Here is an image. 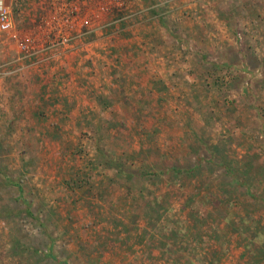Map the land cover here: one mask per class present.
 <instances>
[{
	"label": "rangeland",
	"instance_id": "1",
	"mask_svg": "<svg viewBox=\"0 0 264 264\" xmlns=\"http://www.w3.org/2000/svg\"><path fill=\"white\" fill-rule=\"evenodd\" d=\"M2 1L76 15L4 81L0 264H264V0Z\"/></svg>",
	"mask_w": 264,
	"mask_h": 264
},
{
	"label": "built area",
	"instance_id": "2",
	"mask_svg": "<svg viewBox=\"0 0 264 264\" xmlns=\"http://www.w3.org/2000/svg\"><path fill=\"white\" fill-rule=\"evenodd\" d=\"M68 12L63 6H56L52 13L33 30L20 28L9 7L0 0V32L6 33L8 38L15 44V56L11 62L32 60L37 63L48 61L58 54L60 50L71 44L73 35V17L76 15L74 8ZM4 63V70L0 74L7 75L18 72L21 65Z\"/></svg>",
	"mask_w": 264,
	"mask_h": 264
},
{
	"label": "crops",
	"instance_id": "3",
	"mask_svg": "<svg viewBox=\"0 0 264 264\" xmlns=\"http://www.w3.org/2000/svg\"><path fill=\"white\" fill-rule=\"evenodd\" d=\"M16 25H18L20 28H23V27H21L19 25L18 22H16ZM24 29H26V28L24 27ZM8 44H9L8 48L12 49L13 52L15 53V44H14V42H10V43L8 42ZM60 54H62V51H60ZM8 55L12 56L11 58H13V56H14L12 54L10 55V52H8ZM60 57H61V55H60ZM54 58H52L51 60H53V59L56 60V57H54ZM47 62H45V63H47ZM4 63H5V61H0V66L1 67L4 66ZM17 65H21L22 66L23 71L21 73H19L20 72V70H19L18 74H17V72L13 73L12 75H10V74H7V75L0 74V85H1V87H0V95H2L3 97H4L3 93H5V88H6V84H5L4 81L7 80L9 77L14 76V78H13L14 86L12 84V87H9L10 90L9 91L7 90L9 92V94H10L9 99L13 98L14 101H17L16 102L17 104L15 105V104H13L15 102L12 100V104L14 106L12 114L18 112V110H19L18 109V105L19 106L23 105L24 101H22V100L25 97H28L29 93H32V89L30 90L31 86L28 87L29 83H31L32 80H35L34 79L35 76L32 74L31 70L37 69V67L39 65L43 66V63H37V62H34L32 60H24L22 62L20 61L19 63L13 61L12 66H17ZM0 70H4V68H0ZM22 81L27 83V87H24V86L21 87L20 86L19 83L22 82ZM10 83H12V82H10ZM15 84H17V85H15ZM22 88H24V92H23ZM27 90L29 91L28 93L26 92ZM12 118H14V117H12Z\"/></svg>",
	"mask_w": 264,
	"mask_h": 264
}]
</instances>
